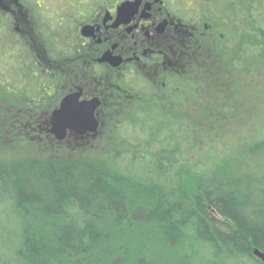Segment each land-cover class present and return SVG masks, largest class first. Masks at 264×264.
<instances>
[{
  "label": "trees",
  "instance_id": "1",
  "mask_svg": "<svg viewBox=\"0 0 264 264\" xmlns=\"http://www.w3.org/2000/svg\"><path fill=\"white\" fill-rule=\"evenodd\" d=\"M233 1L244 21L235 55L257 76L264 70V0ZM206 112L207 120L220 116ZM164 114L173 116L160 107L135 109V119L114 130L115 154L176 164L180 133L188 130ZM254 250L264 253V140L176 187L99 161H0V264H197L203 251L206 264H223L254 259Z\"/></svg>",
  "mask_w": 264,
  "mask_h": 264
},
{
  "label": "flooded vegetation",
  "instance_id": "2",
  "mask_svg": "<svg viewBox=\"0 0 264 264\" xmlns=\"http://www.w3.org/2000/svg\"><path fill=\"white\" fill-rule=\"evenodd\" d=\"M233 6L229 0H0V91L7 105L35 108L50 123L63 99L80 90L81 102H101L98 132L101 113L120 96L129 97L130 113L164 110L173 103L168 95L180 89L190 51L231 32ZM152 93L162 94L160 103ZM70 137L82 139L69 132L62 142Z\"/></svg>",
  "mask_w": 264,
  "mask_h": 264
},
{
  "label": "rangeland",
  "instance_id": "3",
  "mask_svg": "<svg viewBox=\"0 0 264 264\" xmlns=\"http://www.w3.org/2000/svg\"><path fill=\"white\" fill-rule=\"evenodd\" d=\"M229 2L234 3V14L237 16L236 22L232 18L234 23L231 32L225 33L226 39L220 42L203 41L190 51L187 68L179 73V76L183 75V82L180 80L182 83L175 87L180 89L168 95L169 101L173 99L172 106H161L164 107V113L167 110L173 112V116L164 114L165 118L178 121L188 130L187 135L185 129L180 133H184V146L176 164L158 167L149 156L134 159L129 154H115L112 146L114 130L124 121L123 118L135 119V116L132 117L134 111L130 113L129 110L128 96L108 102L101 113V128L97 134L85 140L70 137L68 143H59L50 134L48 118L42 114L35 116L39 113L34 111L35 108L7 105L2 91L0 161L26 158L99 161L126 176L148 179L165 187H176L192 179L207 177L244 147L264 140V70L257 76L249 77L247 67L236 57L235 49L243 36L239 28L244 21H240L238 16L241 13L239 8H243L240 2ZM161 97V93H152L150 99L160 103ZM208 109L210 113L214 109L220 116L207 120ZM27 112L30 114L23 115ZM141 118L145 120L144 116ZM142 123L138 126V134L145 139ZM250 174L254 175L255 171ZM203 253L197 259V264H206L208 261L201 258ZM253 258L233 259L223 264H256L254 260L261 261ZM260 263L264 264L262 261Z\"/></svg>",
  "mask_w": 264,
  "mask_h": 264
},
{
  "label": "water",
  "instance_id": "4",
  "mask_svg": "<svg viewBox=\"0 0 264 264\" xmlns=\"http://www.w3.org/2000/svg\"><path fill=\"white\" fill-rule=\"evenodd\" d=\"M81 96L80 90L76 94L67 96L60 107L52 113L50 134L57 141L66 140L69 132L82 139L87 135L98 133L99 121L96 118V111L101 106V102L98 99L81 102ZM253 255L264 263V253L254 250Z\"/></svg>",
  "mask_w": 264,
  "mask_h": 264
}]
</instances>
